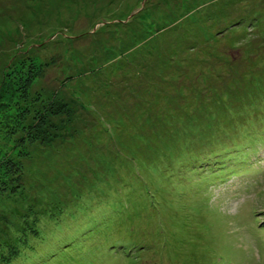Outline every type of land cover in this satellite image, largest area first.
<instances>
[{"label": "rangeland", "instance_id": "374dc122", "mask_svg": "<svg viewBox=\"0 0 264 264\" xmlns=\"http://www.w3.org/2000/svg\"><path fill=\"white\" fill-rule=\"evenodd\" d=\"M263 220L264 0H0V264H128V229L139 264H264Z\"/></svg>", "mask_w": 264, "mask_h": 264}, {"label": "trees", "instance_id": "16d2710c", "mask_svg": "<svg viewBox=\"0 0 264 264\" xmlns=\"http://www.w3.org/2000/svg\"><path fill=\"white\" fill-rule=\"evenodd\" d=\"M35 75V76H33ZM44 76V72L42 71V69L40 71H36L35 74L33 73H25L21 78V82L19 83V92L23 93L25 92V96H26V92L27 89L29 87V85L32 83L33 79L35 78H40ZM72 114L71 109L65 105L64 103H60V102H53L51 101L49 106L45 108V110L43 111V114H41L39 117H37L39 120L38 122L35 123V125L33 126L34 128V138L35 140H39L41 142V144H44L46 142H51V140L54 138L56 132L53 131V127L55 128V125L52 124V122L49 124V126L51 127L53 132H50L47 130V121H46V116L48 117V115H50V117H69ZM36 120V121H37ZM199 159V160H196ZM232 159V164L233 166H236L237 164H239V160H241V157H235V159ZM220 161L222 160H218L216 162V164H218ZM231 163V161H229ZM189 163H192L193 168H198V165L200 163V158L199 155L195 156V158L190 159ZM224 164H226L224 162ZM214 167H217V165H215ZM5 172L9 173L10 175H12V177L15 178L16 174H18L17 178H20V173H21V169L18 167L17 163H14L13 161H8L5 165ZM159 204V203H158ZM253 211H257L255 208L251 209V212ZM257 216V215H256ZM257 222V221H256ZM255 223V221H254ZM261 225V224H259ZM258 225V227H259ZM141 234L143 236L141 237H136L133 230H126L124 236L119 237L120 238V242L117 243H110V244H105L107 248H112L113 249V253H118L115 255H122L125 258L129 259L128 260V264H139V262L142 260L144 254L140 255V249L141 244L144 246V244H147L149 246H153V244L155 242H153V240L155 238H157V236L154 235H150V234H145V232H141ZM166 240V238H164ZM126 242L129 243V247L126 245ZM144 242V243H143ZM158 244V239L156 241V245ZM172 244L175 245L177 243H173ZM154 245V246H156ZM204 253V257H206L209 253H210V247L209 245H207V248L202 252ZM139 256L138 259V263L136 261V257L135 256ZM202 264V263H200Z\"/></svg>", "mask_w": 264, "mask_h": 264}]
</instances>
